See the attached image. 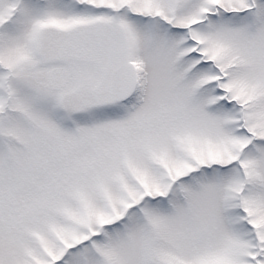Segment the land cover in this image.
<instances>
[{
  "label": "snow or ice",
  "instance_id": "6c2138e0",
  "mask_svg": "<svg viewBox=\"0 0 264 264\" xmlns=\"http://www.w3.org/2000/svg\"><path fill=\"white\" fill-rule=\"evenodd\" d=\"M0 264H264V0H0Z\"/></svg>",
  "mask_w": 264,
  "mask_h": 264
}]
</instances>
